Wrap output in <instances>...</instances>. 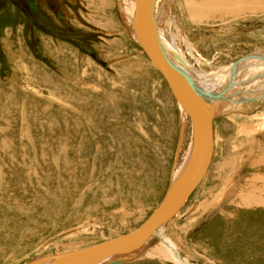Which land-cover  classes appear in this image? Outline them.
<instances>
[{
    "label": "rangeland",
    "instance_id": "obj_1",
    "mask_svg": "<svg viewBox=\"0 0 264 264\" xmlns=\"http://www.w3.org/2000/svg\"><path fill=\"white\" fill-rule=\"evenodd\" d=\"M45 2L62 30L99 38L35 29L0 0V264H46L133 231L177 180L194 140L191 118L183 119L167 80L134 41L122 0ZM154 7L191 71L209 73L192 80L197 86L264 52V0ZM250 61L239 78L263 72ZM247 85L230 90L256 94L264 79ZM220 103L210 167L160 230L182 264H264V98ZM162 243L159 232L123 253L130 260L122 264H181Z\"/></svg>",
    "mask_w": 264,
    "mask_h": 264
},
{
    "label": "water",
    "instance_id": "obj_2",
    "mask_svg": "<svg viewBox=\"0 0 264 264\" xmlns=\"http://www.w3.org/2000/svg\"><path fill=\"white\" fill-rule=\"evenodd\" d=\"M154 5V0H136L135 28L143 49L167 80L177 103L192 120L194 137L197 135L199 139L195 165L187 179H179L171 185L160 205L139 227L105 242L61 254L53 258L55 260H49L51 262L48 261V264H101L112 254L121 253L122 255L128 251L141 249L178 214L204 179L213 159L214 126L212 120L214 114L212 115L211 109L214 103L219 101L250 102L264 98V90L257 95H245L241 91H233L235 89L228 92L230 88L241 86L248 81L264 79L263 71L246 80L236 81L240 68L247 64V61L264 62V52L248 53L235 60L232 65L231 78L221 89L210 90L197 86L191 79L189 84L181 69L175 67L165 54L160 34L158 35L155 30L154 20H152ZM119 7L121 8L120 3ZM76 37L83 38L84 35H76ZM129 260L128 257H120L104 264H122Z\"/></svg>",
    "mask_w": 264,
    "mask_h": 264
},
{
    "label": "bare ground",
    "instance_id": "obj_3",
    "mask_svg": "<svg viewBox=\"0 0 264 264\" xmlns=\"http://www.w3.org/2000/svg\"><path fill=\"white\" fill-rule=\"evenodd\" d=\"M155 3H159L160 0H154ZM162 1V0H161ZM172 1V0H170ZM153 2V1H152ZM214 2V1H213ZM235 3V2H234ZM172 4V2L170 3ZM167 5V4H166ZM121 8H122V11H123V14L125 15L127 21H129L130 23H132V25H134V33L132 34L133 35V39L136 43L140 44V39L138 37V34H137V31H136V28H135V20H136V0H122V5H121ZM155 9V7H154ZM193 10V9H192ZM162 11V10H161ZM193 13V12H192ZM152 20H154V28H156L155 30L157 31L158 35L160 34V37H161V40H162V45L164 47V51H165V54L168 58V60H170V62L175 66L177 67L178 69H181V71L184 73V75L186 76V78L190 77L189 79L193 80V79H196V80H200L202 79L203 77L206 78L208 77L207 73H202V74H194L193 71H191V67L188 65L186 59H184L183 57V54L182 52L180 51L177 43L175 41H173L172 43L168 42V40L164 37L162 31L160 30V27H159V11H154L152 12ZM98 37V36H97ZM187 41H188V36H185ZM185 39V40H186ZM142 46V45H141ZM143 47V46H142ZM248 62V61H247ZM252 63H249V66H251L253 70H260V71H264V62L262 61H259V60H255V61H250ZM258 62V64L256 63ZM241 68L239 70V73H238V76L236 78V81L237 80H244V78H239L240 76V72H241ZM228 73L221 78L220 81L216 82L217 80H210V82L207 84L208 86L205 85L206 88H209L210 90H216V89H221L228 81L229 79L231 78V71H232V67H229L228 68ZM245 72V71H244ZM247 74V73H246ZM216 76V75H215ZM217 77V76H216ZM253 77V76H251ZM187 78V79H188ZM218 78V77H217ZM188 79V82L190 84V80ZM207 79V78H206ZM214 79V78H212ZM208 80V81H209ZM215 82V83H214ZM205 83V82H203ZM202 83V84H203ZM249 84V83H248ZM244 85L247 87V83H243V87ZM232 90V89H231ZM230 89L228 90L231 91ZM242 93L244 91H241ZM261 91H257L255 92L256 95L259 94ZM245 93L247 94V91H245ZM225 102V101H224ZM220 104H218V102H215L214 103V106L212 107V115L217 113L216 111L219 110L220 108ZM181 106V105H180ZM179 106V107H180ZM180 110H181V115L183 114V119H186L187 117H189L188 113H186L184 111V109L182 108V106L180 107ZM190 120V119H189ZM192 121V120H191ZM214 122V120H212V123ZM184 123V122H183ZM193 124V123H192ZM185 125V124H184ZM213 126H214V123H213ZM196 130V128H195ZM186 131V130H185ZM194 132V130H193ZM193 144L192 145V150L190 151V149L188 151H190L189 155H187L186 159L184 162H182V165H180L181 167H179V169L177 171H175V174H174V179L173 180H176L173 184H175L177 181H179V179H183V178H188L189 176V173L192 169V167L195 165V162H196V158H197V155H198V150H197V147H198V143H199V139L197 138V135L194 137L193 135ZM213 152H214V149H213ZM261 201V200H260ZM164 227H162V230H163ZM162 233L163 235V245L165 246L164 247V250L165 252H167L166 254L169 256V258H172L174 259L175 261H178L179 263H184L181 262V257L179 255V253L177 252L175 246L172 244L170 238L164 234V232H162L161 230L158 231V233ZM157 233V234H158ZM167 250V251H166ZM160 251V250H159ZM163 251V249H162ZM129 252V251H128ZM164 252V251H163ZM123 255V254H122ZM121 253H115L114 255H110L107 259H105L101 264H104L106 263L107 261H110V260H114V259H118L120 257H122ZM130 255V254H129ZM55 260V259H54ZM53 261V260H52ZM49 263V262H48ZM46 263V264H48Z\"/></svg>",
    "mask_w": 264,
    "mask_h": 264
},
{
    "label": "flooded vegetation",
    "instance_id": "obj_4",
    "mask_svg": "<svg viewBox=\"0 0 264 264\" xmlns=\"http://www.w3.org/2000/svg\"><path fill=\"white\" fill-rule=\"evenodd\" d=\"M9 5H13L20 13H22L28 20L33 28L42 30L51 35H56L63 39L68 40H78L81 42H87L90 39H98L99 34L96 31L93 33H85L83 38L76 37L75 33L62 30L63 22L52 17V10L45 0H43V5H37L35 0H7ZM82 10V9H81ZM7 18V16H6ZM4 20L3 17H1ZM92 35V36H86ZM98 36V37H97Z\"/></svg>",
    "mask_w": 264,
    "mask_h": 264
}]
</instances>
